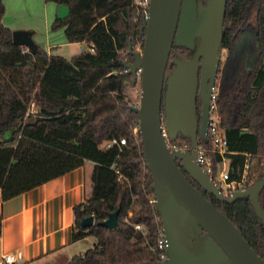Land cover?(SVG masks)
<instances>
[{"label":"trees","instance_id":"obj_1","mask_svg":"<svg viewBox=\"0 0 264 264\" xmlns=\"http://www.w3.org/2000/svg\"><path fill=\"white\" fill-rule=\"evenodd\" d=\"M67 4L68 13L56 16L52 30L63 28L68 41H85L87 47L67 58L49 53L41 45L35 53L13 41V29L2 23L0 0V188L3 200L55 178L86 160L95 162L92 189L74 207L73 239L87 235L96 242L68 264H158L150 242L162 224L151 199L153 179L146 165L138 120L128 98L136 84L126 64L140 42L145 10L135 0H46ZM255 12L256 24L251 21ZM221 47L226 61L218 82L217 109L227 139L229 180L240 177L248 155L264 158V0H227ZM171 50L167 73L173 58ZM32 104L35 111L31 110ZM114 137L127 143L110 148L101 144ZM171 145L190 148V139L179 136ZM186 143V144H185ZM199 143L213 159V178L221 171L222 156L213 150L209 136ZM185 144V145H184ZM251 165V173L253 169ZM180 163V161H179ZM190 181L240 229L264 257V225L250 197L221 200L202 188L180 163ZM259 174L257 178L262 176ZM252 178L251 184L255 181ZM264 209V186L259 195ZM119 209V225L99 222ZM129 211L132 215L129 216ZM95 223L84 227V217ZM128 217V219H127ZM144 224L147 238L134 228ZM0 218V232H1Z\"/></svg>","mask_w":264,"mask_h":264},{"label":"water","instance_id":"obj_2","mask_svg":"<svg viewBox=\"0 0 264 264\" xmlns=\"http://www.w3.org/2000/svg\"><path fill=\"white\" fill-rule=\"evenodd\" d=\"M226 6L227 0H200L198 5L196 0H150L148 18L142 24V51L130 45L134 61L126 66L136 82L140 78L141 85L140 103L132 107L138 113L144 158L167 239V257L158 264H264V257L236 224L190 181L180 165L221 200L234 202L239 197H250L264 225L259 199L264 175L247 188L227 194L196 159L199 136H208L213 85L223 55ZM12 38L31 53L38 49L31 29H14ZM174 42L195 51L190 58L175 56L167 73ZM198 97L202 102L201 121L197 116ZM179 134L190 139V148L170 147L168 139L174 140ZM94 223V215L81 221L84 227ZM99 223L117 227L119 209Z\"/></svg>","mask_w":264,"mask_h":264},{"label":"crops","instance_id":"obj_3","mask_svg":"<svg viewBox=\"0 0 264 264\" xmlns=\"http://www.w3.org/2000/svg\"><path fill=\"white\" fill-rule=\"evenodd\" d=\"M38 2L39 12L34 0H4L2 23L12 29L33 30L40 44L36 23L43 20L45 41L40 45L49 53L60 54L53 48L68 42L64 29L54 33L50 27L63 9L57 2ZM94 168L95 162L86 160L83 165L7 200L2 199L0 188V264L10 252L17 257L14 264H68L75 254L87 250L80 245L81 238L73 239L74 207L91 192Z\"/></svg>","mask_w":264,"mask_h":264},{"label":"built area","instance_id":"obj_4","mask_svg":"<svg viewBox=\"0 0 264 264\" xmlns=\"http://www.w3.org/2000/svg\"><path fill=\"white\" fill-rule=\"evenodd\" d=\"M135 3L138 5H141L144 10V19L146 20L148 18V8L150 0H135ZM86 49H89L91 51H94V47H87ZM28 50L26 47L25 51ZM141 69L138 70V73L140 74ZM137 95H135V99L131 102L132 106L139 105L140 103V96H141V85H140V78L136 82L135 85L132 86ZM132 91V90H131ZM217 94H218V85L217 83L213 87L211 102H210V109H209V120H208V136L211 139L213 150L220 154L222 156V168L219 173V179L215 180L213 178V159L212 157L207 154L206 147H204L202 144L199 143V146L197 148V161L199 164L209 173V175L212 177L214 181L218 183L221 190H223L222 182L226 183V189L229 191L227 194H231L235 190L245 189L249 185H251V165L253 162V159L250 155L247 156L241 175L237 179L229 180V170L227 168V154L230 152L228 148V139L223 131V129L220 126V114L217 109ZM36 107L34 104L31 106V110L35 111ZM132 133L134 135H138L140 132V125H139V119L135 121L132 126ZM163 132L166 135L167 131L165 130L163 126ZM169 145L171 148L177 147L175 145H171L170 139H168ZM127 143L126 137H114L108 140H105L101 146L102 148H110L114 146L121 147L122 145ZM180 148V147H177ZM186 149V148H181ZM152 202L155 203V198L151 199ZM132 215V212L129 211V216ZM128 219V217H127ZM134 228L139 231L144 237L147 238V235L149 234V231L147 227L142 223H136L134 224ZM151 248L153 251L157 253L158 258L161 260L166 259L167 257V239L165 235V230L163 225L161 224L160 227L157 230L156 238L153 242H150ZM17 261V257L15 253H6L3 257V261L1 264H14Z\"/></svg>","mask_w":264,"mask_h":264},{"label":"rangeland","instance_id":"obj_5","mask_svg":"<svg viewBox=\"0 0 264 264\" xmlns=\"http://www.w3.org/2000/svg\"><path fill=\"white\" fill-rule=\"evenodd\" d=\"M48 3V2H47ZM34 7L38 10V12H39V9H40V5H39V2H38V0H34ZM57 5H60V7H62V9H63V11H60L61 13H60V15H57V16H60V17H63V16H65L67 13H68V11H69V7H68V5L67 4H64V3H57ZM36 14V13H35ZM37 15V14H36ZM27 16V15H26ZM39 20V19H38ZM251 21L253 22V23H255L256 24V21H255V12L253 13V16H252V18H251ZM36 24H38L37 26H38V29H37V35H39V39H40V44H44V41H45V37H44V33H45V29H44V27H43V20H39V22L38 23H36ZM50 31H52V32H56L57 30H59V29H62V28H59V29H57V30H52V28L50 27ZM14 30V29H13ZM36 34V33H35ZM34 37V36H33ZM44 38V39H43ZM34 39H35V41H36V36L34 37ZM37 42V41H36ZM38 43V42H37ZM39 44V45H40ZM87 43H85V42H81V41H68L67 43H65V44H63V45H61V46H59L58 48H53V50H54V52H57V53H60V54H62L63 56H65V57H67V58H70L73 54H75V53H78V52H80V51H82L83 49H86L87 48ZM134 49L135 50H138V51H142V46H141V44H140V42L139 43H137V45L134 47ZM226 49L225 48H223V55H222V59H221V64H220V71H219V74H218V78H217V81H216V83H217V85H218V82H220V80H221V77H222V69H223V67H224V64H225V61H226V58H227V56H226ZM188 53V52H187ZM186 53V54H187ZM132 90V91H131ZM135 95H137V93L135 92V90L133 89V87L131 86L130 88H129V93H128V98L130 99V101L132 102L134 99H135ZM132 126V125H131ZM163 126H164V128H165V130H166V126H165V123L163 122ZM186 144V143H185ZM184 144V145H185ZM222 166V165H221ZM228 166H229V159H227V168H228ZM253 169H252V173H251V178H253L254 180H255V178L259 175V174H261V173H263V175H264V158L263 159H260V160H258V159H254V162H253ZM222 168V167H221ZM217 178V180L220 178L219 177V174H218V176L216 177ZM222 185H223V190L225 191V193H229V191L225 188L226 187V183L225 182H222ZM96 237L95 236H93V235H87V236H85V237H83V238H81V240H80V245L82 246V248H84V249H88L89 247H91V246H93L94 245V243L96 242Z\"/></svg>","mask_w":264,"mask_h":264},{"label":"flooded vegetation","instance_id":"obj_6","mask_svg":"<svg viewBox=\"0 0 264 264\" xmlns=\"http://www.w3.org/2000/svg\"><path fill=\"white\" fill-rule=\"evenodd\" d=\"M199 1L200 0H196L197 5H198ZM201 1L205 2L206 0H201ZM198 41H199V39L196 38V43ZM172 47L175 50L177 49V52L180 54V56H185V57H188V58H190L193 55L194 51H195V48L192 49V48L187 47L186 45L177 44L175 42L173 43ZM220 64H221V62H220ZM219 71H220V65H219V69H218V72H217V75H216V78H215V84H216V81H217V78H218ZM199 82H200V77H199ZM214 85H213V87H214ZM201 108H202V102H201V99L198 97V99H197V116H198L200 121H201V115H202V109Z\"/></svg>","mask_w":264,"mask_h":264}]
</instances>
